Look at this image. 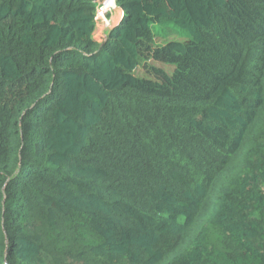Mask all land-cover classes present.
Wrapping results in <instances>:
<instances>
[{
  "label": "trees",
  "instance_id": "obj_1",
  "mask_svg": "<svg viewBox=\"0 0 264 264\" xmlns=\"http://www.w3.org/2000/svg\"><path fill=\"white\" fill-rule=\"evenodd\" d=\"M0 0V264H264V0Z\"/></svg>",
  "mask_w": 264,
  "mask_h": 264
},
{
  "label": "rangeland",
  "instance_id": "obj_2",
  "mask_svg": "<svg viewBox=\"0 0 264 264\" xmlns=\"http://www.w3.org/2000/svg\"><path fill=\"white\" fill-rule=\"evenodd\" d=\"M106 15H109L108 18H107L109 25H108V27L102 28L101 27V22L100 21L98 22L97 30H96V33L94 35L97 39H101L102 36H105V34H107L110 30H112L113 28L117 27L120 24V21H121V18H122L121 17V12L116 7L114 8V10H112L109 13H107ZM118 16H120V20L117 23L118 24L117 25L116 24V19H117Z\"/></svg>",
  "mask_w": 264,
  "mask_h": 264
},
{
  "label": "built area",
  "instance_id": "obj_3",
  "mask_svg": "<svg viewBox=\"0 0 264 264\" xmlns=\"http://www.w3.org/2000/svg\"><path fill=\"white\" fill-rule=\"evenodd\" d=\"M112 2L113 7L112 8H108L109 3ZM109 3L98 7L95 13V22H96V30H97V26H98V22H101V27L105 28L108 27L109 23H108V16L106 15L107 13L111 12L112 10H114L115 8V0H111Z\"/></svg>",
  "mask_w": 264,
  "mask_h": 264
},
{
  "label": "water",
  "instance_id": "obj_4",
  "mask_svg": "<svg viewBox=\"0 0 264 264\" xmlns=\"http://www.w3.org/2000/svg\"><path fill=\"white\" fill-rule=\"evenodd\" d=\"M90 1L92 3H94L97 6V8H98V7H101V6L109 3L111 0H90Z\"/></svg>",
  "mask_w": 264,
  "mask_h": 264
},
{
  "label": "crops",
  "instance_id": "obj_5",
  "mask_svg": "<svg viewBox=\"0 0 264 264\" xmlns=\"http://www.w3.org/2000/svg\"><path fill=\"white\" fill-rule=\"evenodd\" d=\"M119 11H120V10H119ZM120 12H121V11H120ZM121 17H122V13H121ZM121 19H122V18H121ZM119 20H120V16L117 17V19H116V24L119 22ZM116 24H115V25H116ZM117 25H118V24H117ZM95 33H96V32H95ZM94 35H95V34H94ZM94 37H95V36H94ZM95 38H96V37H95ZM96 39H97V38H96Z\"/></svg>",
  "mask_w": 264,
  "mask_h": 264
},
{
  "label": "bare ground",
  "instance_id": "obj_6",
  "mask_svg": "<svg viewBox=\"0 0 264 264\" xmlns=\"http://www.w3.org/2000/svg\"><path fill=\"white\" fill-rule=\"evenodd\" d=\"M112 7H113V4H112V2H110L108 5V8H112Z\"/></svg>",
  "mask_w": 264,
  "mask_h": 264
},
{
  "label": "clouds",
  "instance_id": "obj_7",
  "mask_svg": "<svg viewBox=\"0 0 264 264\" xmlns=\"http://www.w3.org/2000/svg\"><path fill=\"white\" fill-rule=\"evenodd\" d=\"M122 20V19H121ZM120 23H121V21H120Z\"/></svg>",
  "mask_w": 264,
  "mask_h": 264
}]
</instances>
